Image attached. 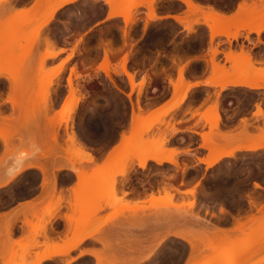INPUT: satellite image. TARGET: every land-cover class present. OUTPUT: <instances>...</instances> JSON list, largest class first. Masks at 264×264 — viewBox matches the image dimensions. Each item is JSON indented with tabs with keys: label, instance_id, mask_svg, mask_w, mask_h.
<instances>
[{
	"label": "rangeland",
	"instance_id": "374dc122",
	"mask_svg": "<svg viewBox=\"0 0 264 264\" xmlns=\"http://www.w3.org/2000/svg\"><path fill=\"white\" fill-rule=\"evenodd\" d=\"M8 1L0 0V6H5ZM56 1L59 0H34L30 7H25L4 16L0 24V74L5 72L9 77L13 78L11 79V86L14 88L26 89L35 86L38 92V95L35 97H9V101L19 107L16 121H18L20 126L26 125L35 119H46L51 122L56 119L57 121L69 122L73 118L76 103L85 96V93H88L91 98H88V102L83 106L82 113L79 116V120L83 124L84 135L90 139H94L93 142L99 146H102L104 143L108 144L116 132L117 125L126 123L129 112V109L125 112L123 105H121L119 110L113 109V113L107 119L102 120L94 116L90 110L93 102L103 92L111 75L124 73L125 75L132 74L131 76L134 77L135 74L128 70L130 61L137 69L146 68L148 72L154 67L152 70V73H154L156 66L151 65L154 61V64L157 65L160 61L169 59L177 35L176 29H180L185 38L192 37L187 43L186 55L193 53L192 51L194 50L201 51V45L206 40V33L201 29L198 30V25L204 23V20H206V14L201 10L200 12H195L190 9L195 13L192 14L188 9L186 15L182 18L183 22L176 20L175 22L160 21L162 17L156 11L160 19H152V22H150V19L148 20L146 17L148 12L144 13V10L148 11L147 0H141V4L136 7L125 5L126 0H114L111 10L106 4V0H81L66 8H60L49 24L42 27L43 21L49 16L48 14H50L52 6ZM159 1L162 5L161 8H165L168 13L181 8L176 1ZM237 1L232 0L231 2ZM259 1L261 2L262 0H244L247 5H252L254 2L253 6L245 10L246 8L243 9L244 7L241 8L239 5V11L235 14L239 17L235 15L230 16L231 19L228 20V23L220 24L214 18L211 21L208 20L209 24L213 22L211 24L213 28H217V30L210 29V31H213L214 37L217 31L222 32L216 35L239 31L242 33L246 29L245 25L247 24L257 25L263 23L264 11L259 10L261 9L259 7H254L264 4L262 2L260 4ZM261 7L264 8V6ZM251 8L253 9L252 11H250ZM103 9H107L105 15H109L117 9L127 10L128 14L113 18L114 21H120L115 26V31L100 25L95 35L90 36L85 41L81 29H84L86 24L94 20ZM256 10L259 12L256 13ZM207 15L211 16V13ZM252 15L254 17L251 18ZM139 17L143 21L147 20V26L144 24L145 21L139 20ZM145 17L146 19H143ZM196 20L199 21L198 24L194 23ZM189 25L194 31L191 30V32L185 29V26ZM45 27L46 30L44 31ZM46 37L49 38L48 42L46 41ZM246 37V39H250L249 36ZM61 41L66 45H69L70 42L74 43L65 58L60 59L57 63H50L49 66L48 59L64 51L63 48L57 47ZM41 42L43 48L40 47ZM107 43L108 45H106ZM110 44L112 45L111 47H109ZM29 45L30 47H28ZM114 45L118 46L114 47ZM190 47H192L191 50H189ZM51 50L60 51L55 56L51 55V57L43 60L47 52ZM111 51L113 52L112 54L110 53ZM236 51V48L231 44L228 53H232L233 56L236 55L237 59H227L228 53H226V61L229 63V67H226L225 65H220L215 59L219 53L218 48H210L209 55L213 58L214 63H211L214 67V78L216 81H226L230 78H264V61H258L257 66L256 61H251L249 53H243V49ZM101 52H103V57L97 64L96 61L99 59ZM76 54L79 56V61L73 63L70 67V76L68 77L70 82L67 80L68 95L64 105L66 103H76L65 107L63 105L59 117L51 115L49 112L53 90H59L62 87L63 78L60 76V73L65 70L69 60ZM115 54L120 55L118 62L112 61V56ZM245 55H247V58ZM124 56L125 58H123ZM179 59L183 58H178L177 62H179ZM88 61H90L89 64H87ZM160 66V71L163 72L164 64L160 63ZM182 66L185 74L188 66L187 62L183 61ZM220 66L223 67L221 68ZM80 68L81 71L95 72L93 76L89 75L88 80L83 83V92L73 79V76L77 74ZM100 72L104 73L107 77L99 74ZM30 73H35L39 77L34 84L25 79ZM178 73V81L169 80L175 89L174 103L171 106H165L148 113H144L140 105L141 84L144 82V87L147 78L143 79L140 83H136L137 101L135 104L130 101L132 106L131 118L134 119H132L131 128L129 131L122 133L124 137L122 135L121 145L119 144L116 148L114 147L108 159L98 166L96 175L80 174L78 176L79 185L77 190L72 193V198L68 201L71 212L66 215V218L72 224L73 232L79 233L82 231L84 234L97 230L103 223L102 217L105 213L109 214L108 219H114L126 213L135 214L141 212L148 217L147 231L160 230L163 227L161 229L162 235H168L170 234V226L174 225L179 227L176 234L190 241V246L193 245L191 248L193 253L199 250L211 251L213 256H207L204 259L205 262L212 259L218 260L217 264H264V199L254 190L250 189L251 183H257V180L253 179L254 176L264 179L263 148L253 150L252 153L236 155L227 161L221 160L213 166L215 171L212 168L200 173L202 177H206V183L215 189L217 195L221 197L220 201H209L205 196L195 195L189 198L190 193L188 191H180L176 186L178 181L180 184H184L185 181L178 179L176 171L169 164L163 163L157 165L155 162L154 164L148 163L150 154L155 155L161 152L160 154L165 157L178 153L176 150L170 149L167 144L168 130L172 128V123L175 121L174 115H168L169 111L172 106L174 107V104L180 105L187 97V86L180 84L182 81L184 82L183 84L186 83L184 75L181 76L179 70ZM112 82L114 83V81ZM121 82L123 83V81ZM224 90H220L219 87L215 95H208V91L205 94L200 91L192 94L193 100L202 99V97H205L207 100L211 99L202 112L192 114L193 117L197 116L196 126L202 124L203 127L200 133L203 143L199 148V152L204 153L206 150L208 157L212 153L218 152L217 150H222V148L228 150L239 145L241 146V144L252 143L253 145V143L261 141L262 137V141H264L263 123L256 122V124H252L247 118H244L241 127H238L235 131L224 130L223 126H221L222 119L224 120L225 127L231 126L238 117L249 115L253 107L258 111L256 115L253 114L254 116L263 115L264 108L259 107V105L264 101V92H254L243 88ZM247 101L251 103H246ZM30 103L31 107L28 106ZM169 107L171 108L168 110ZM4 119L6 121L3 122V125H8V127H4L3 130L0 128V138L3 140L5 148L4 153L0 155V171L2 167H11L13 159L16 158V146H13L12 139L17 133L16 131L12 133L10 127L12 116H4ZM177 122H180V120L178 119ZM192 138L188 142H193L194 137ZM143 144H148L149 146L143 147ZM78 147L80 146L75 141L74 132L67 131L65 147L66 166L70 167V165H73L77 169L86 161L85 155L78 153ZM215 147L216 149H214ZM186 151H189V149ZM23 154L25 158L29 153L26 149H22L20 155ZM137 156H142L143 159H146L145 172L137 176L144 179V183L148 187L151 185V190L148 191L146 199L141 203H130L126 200L125 194L117 191L114 181L119 179L118 176H126L129 171H134L131 162L136 160L138 165ZM182 161L184 164L188 162L192 163V160L187 158ZM183 169L179 172V176H186L187 182H191L193 176L196 174L195 171L192 169L190 172L193 175H188L184 165ZM120 173L126 174L118 175ZM8 177L9 175L6 179ZM156 180L160 184L158 182V186L154 191ZM7 194L8 192L0 194V199H8ZM251 201L256 205L249 208ZM63 202V196L53 194L46 208L35 214L38 219L37 223L28 222L25 218L24 222L32 228L30 236L25 240L16 241L6 255H0V262L2 264H36L34 263L35 261L31 262V259L33 253H35V249L39 245L42 244L46 248L45 252L67 248L73 241H68L63 246L56 245L54 247L46 240L40 243L37 239V236L44 230L47 219L54 215V211ZM224 203L229 205V209H234V211L229 210L228 212L246 215L247 218L243 222L237 219L232 228L228 230L240 235L223 242L218 239L217 234L215 236L206 235L204 238H197L194 235L195 232H205L207 234L210 231L218 230L212 222L217 216L218 208L222 207ZM197 204L199 205L198 208ZM172 205L173 207H171ZM171 208L175 212V219L166 217ZM152 215H162L163 218L151 219ZM214 227L215 229H213ZM125 228L129 229L128 227ZM185 243L186 241L184 240V246L181 247L182 251L186 249ZM70 261L66 260L64 264H69ZM83 262L84 264H91L89 259H85ZM50 264H53V262Z\"/></svg>",
	"mask_w": 264,
	"mask_h": 264
},
{
	"label": "crops",
	"instance_id": "0c3cea01",
	"mask_svg": "<svg viewBox=\"0 0 264 264\" xmlns=\"http://www.w3.org/2000/svg\"><path fill=\"white\" fill-rule=\"evenodd\" d=\"M33 1L34 0H9L5 6H0V24L4 16L14 13L15 11L21 10L25 7H30ZM78 1L81 0H75V2ZM169 1H176L181 6V8L168 13L165 8H161L162 6H160L157 9L159 15L162 17L160 21L175 22L173 16H179L180 18H183L188 11V4L182 0ZM192 1L196 5L202 7V12L204 14H209V12L212 13L211 11L215 10L227 17L229 15L232 16V14H236L239 11V5L242 2V0H238L237 2H231L232 0ZM72 4L75 3L73 2L71 4L65 5L61 9ZM147 12V10H144L145 14ZM180 25L182 24L180 23ZM198 27V30L201 29L206 33V40L204 44L201 45V51H192L193 53L187 55V59L184 60V62H187L188 64L184 74V80L188 84V87L186 88L187 97L180 103V105L172 107L168 114L175 116V121L172 123V128L168 130L167 133L168 147L170 149L177 150V152L181 154L191 153L189 155L183 156V158L179 160L180 172L183 169L182 160L185 158L191 159L192 163L198 162L199 160L197 158H211L210 156V158L208 157V152L206 150L204 153L199 152V148L203 143L200 135L203 127L202 124L196 126L195 123L197 121V116L193 117L192 115L193 113L202 112L211 100H207L205 97H202V99L200 98L197 100H192V94L197 91H200L201 93L203 92L205 94L206 91H208V95H215L216 91L219 90V84L225 82L223 80L216 81L214 78V68L209 55L210 48H218L219 53L215 59L220 65H225L226 67H229V63L226 61L225 56L231 44L236 48L237 51L240 49L247 51L246 53H249L251 60L253 61L255 59L254 61L257 62V66L258 61H264V46H262L258 41L260 35H257L255 32H248V30L245 29L242 31L241 36L237 37L236 39H231L229 42L224 34L215 35V37L213 36V39L211 40L212 33L204 23L199 24ZM43 30L45 31L46 27ZM246 36H249L250 39H246ZM73 43L74 42H70L69 45H66L63 41L59 42L57 47L60 49L63 48L64 51L55 57L49 58V66L50 63H57L60 59L65 58L69 54V50L71 49ZM117 46L118 45H114V47ZM40 47L43 48L42 42ZM191 48L192 47H190L189 50H191ZM102 57L103 52H101L99 61L102 59ZM119 60V54L112 56L113 62H118ZM78 61L79 56L76 54L69 60L65 70L60 73V76L63 78V84L59 90H53L52 98L50 100L51 108L49 114H53L58 117L61 114L63 105L66 102L68 95L67 79L70 76V67L73 65V63H77ZM129 69H131L130 72L135 74V76L139 75L140 79L137 80L136 83H140L143 79L147 78L143 87V102L140 104L144 113L158 110L165 106L168 107L174 103L175 89L170 84L169 80L172 79L174 82L179 80L178 70L175 79H173L171 75H167L166 77H159L158 80H153L150 78L149 72L146 68L137 69V67L132 65L131 61L129 62ZM94 73V71H81L80 68L77 74L73 76L75 84L79 85L81 91L83 90V83L88 80L89 75L93 76ZM99 74L106 76L102 72ZM122 74L125 75L124 73H119L112 74L111 77H119ZM152 75L155 76V72L152 73ZM11 79L13 78L9 77L7 74L2 76L0 75V128L3 130L4 127H8V125H3V122L6 121L4 116L6 117L11 115L12 120L10 121V127L12 133L15 131L17 133V135L13 136L12 139L13 146H16V158L13 159L11 167L1 168L0 184H2L0 187L11 184L12 181L22 175L24 176V179L21 184L5 191L8 192V199H0V255H6L10 250V247L13 246L16 241L25 240L30 236L32 228L29 224L24 222V219L26 218L28 222L37 223L38 219L36 218L35 214L46 208V205L51 200L53 194L60 193L64 197V202L60 208L58 207L54 211V215L47 219L44 230L37 236L38 241L42 243L44 240H46L54 247L56 245L63 246L68 241L75 242L80 237H82V235L88 233L90 234L82 239L77 245H75L74 248H68V246L73 243L72 242L67 246V248H64L67 249L64 254H57L52 259L41 261L40 264H50L54 260H58L60 264H64V261L66 260H71L69 264H77V261H84L85 259H89L91 264H141L142 256L152 247L157 239L162 236L161 229L163 228L161 227L160 230L154 229L153 231H147L148 217L146 214L141 212L135 214L126 213L123 216H119L114 219H108L109 214L105 213L102 217L103 223L97 228V230L84 234L82 231L79 233L73 232L72 224L66 218V215L71 212V207L70 204H68V201L72 198V193L77 190L79 185L78 176L80 174L89 176L96 175L98 166L102 165L108 159L114 147L116 148L119 142L122 140V133L129 131L132 114L131 103L129 102V112L126 123L118 124L116 132L113 135L111 141L108 142V144L104 143L102 146H99L93 142L94 139H90L84 135L83 124L79 120L82 108L88 102V98L90 97L88 93H85L86 96L76 103L77 105H75L74 108L73 118L69 122L57 121L56 119L53 122L46 119H35L28 122L26 125L20 126L18 121H16L19 107L13 102L9 101V97H35L38 95V92L35 86L26 89L14 88L11 86ZM25 79L31 81L34 84V82L38 80L39 77H37L35 73H30L27 75V78L25 77ZM150 88L151 91H149ZM231 88H243L254 92H264V87L255 89L244 85L227 86L224 91ZM28 106L31 107V103L28 104ZM254 112L256 113L255 107L252 108L249 115L238 117L231 126L227 127L224 126V120L222 119L221 126H223L224 130L228 129L229 131H235L238 127H241L242 120L244 118H247V120L252 124H256V122L264 124V113L263 115L254 116ZM177 114L179 117H186V119H184V129L179 133L176 131L178 125L180 124V122H177ZM67 131H73L76 143L80 147L83 146L82 148L86 152L90 153L93 157L92 161H85L81 167H78L77 169L76 166L73 165H70V167L66 166L65 147ZM192 137H194V141L188 142L189 139H193ZM22 149H26V151L29 153L25 158L23 157L25 156L24 154L20 155V151ZM187 149H189V151H186ZM4 150V143L0 138V155L4 153ZM245 153H252V151L239 150L236 152V155H242ZM230 159L231 158L229 157H223L222 161H227ZM148 163L154 164L152 160H149ZM18 165H20V172H18V174L15 172L16 177L13 178L12 181L8 180L9 182L3 184L4 180L9 175V171H13V169H16ZM169 165L172 169H174L173 165ZM202 167L205 171L211 170L213 168L207 167L205 163L202 164ZM145 170L146 169L139 168L137 165L134 171H129L126 176H118L120 181L118 185V192L122 194L126 193V200L130 203H141L146 199L148 191L151 190V185L148 187V185L144 183V179H142L140 176H137L145 172ZM191 170L192 169L190 167L187 168V172H190ZM25 173L27 175H24ZM158 182L159 181L156 180V183H154V191L158 186ZM176 186L180 189V191H189L187 187H185V183L180 184L178 181ZM250 187L251 190L255 189L253 183H251ZM247 202L249 201L247 200ZM249 205V208L254 206L252 205V201ZM198 207L199 205L197 204V208ZM219 209L220 208H218L216 218H214L212 222L218 229L217 233H214L215 231H210L207 234L205 232H195L194 235L197 238H204L206 235L215 236L217 234L219 237L218 239L223 242L240 235L239 233H232L228 230L229 228H232L237 219H240L243 222V220L247 218L246 215L231 212L224 214L220 212ZM166 217H170L172 219L176 218L175 212L172 208ZM150 218L156 220L162 219L163 216L152 215ZM202 224L204 223L202 222ZM9 226L11 228L10 230H8ZM125 227H128L129 229L127 230ZM170 227V234L168 235H171L173 238L170 249L174 253L172 258L176 261V264H181V261L183 264H201L207 256H213L211 251L199 250L193 253L191 246L189 245L190 242H188L189 244H185L186 249L182 251L181 247L184 246L185 237H183L184 239H181L182 237H179V235L176 234L179 227L174 225H171ZM215 227L213 229H215ZM61 250L45 252L46 248L41 244L35 249V253H33L31 262L35 261L34 263H37L41 254L51 252L53 253ZM81 252L85 253V255L81 256ZM189 252H191V254ZM74 253L75 255H73ZM0 264L2 263L0 262Z\"/></svg>",
	"mask_w": 264,
	"mask_h": 264
},
{
	"label": "snow or ice",
	"instance_id": "6c2138e0",
	"mask_svg": "<svg viewBox=\"0 0 264 264\" xmlns=\"http://www.w3.org/2000/svg\"><path fill=\"white\" fill-rule=\"evenodd\" d=\"M69 2H71V0H69ZM106 12L107 9H103L95 17L94 20L86 24L84 29H81V32L83 33V39H85V41H87L90 38V36L95 35V32L97 31L100 25H102L105 28H111L113 31H115V26L119 24L120 21L118 20L114 21L110 15H105ZM176 33L177 35L174 41V47L171 49L169 59L160 61L156 65V68L154 70L155 76L152 75V70L149 71V76L151 79L158 80L159 77H166L167 75H171L173 79H175L177 70H179L181 76L184 75V68L182 65L184 59H187V55H186L187 43L192 39V37L189 36L185 38L183 33L180 31V29H176ZM259 42L261 43L262 46H264V29H261L260 31ZM178 58H183V59H179V62H177ZM96 62L98 63L99 59H97ZM160 63L164 64L163 72L160 71ZM129 71H131V69H129ZM139 79H140L139 75H136L134 77L133 76L125 77V75L122 74L119 77H115V76L110 77L103 92L100 93L98 98L91 105L90 110L94 114V116L102 120L107 119L113 113V109L119 110L121 105H123V108L125 109L126 112L129 106V102L131 101L133 104H135L137 101L136 81ZM112 81H114V83ZM121 81H123V83ZM143 83L144 82H142L141 84V91H140L141 103L143 102V94H144ZM149 91H151V88L149 89ZM246 103L250 104L251 102L247 101ZM259 107L264 108V101L260 103ZM177 119L180 120V124L176 129L177 133H179L184 129V119H186V117L181 118L177 114ZM189 154L173 153L172 158L168 160V163L173 165L177 173L178 179H183L185 181V187H187L190 193L189 198H191L192 195H195V196H205L208 198L209 201H220L221 197L217 195L215 189H213L210 185L206 183V177H202L200 175V173L205 171L204 168L202 167V164L205 163L204 161H198L196 163L188 162L185 164L186 169L190 167L196 173L193 176L191 182H187L186 176L185 177L179 176V172H180L179 160L183 158V156ZM150 159H152L157 164L164 163V160L160 158L152 157ZM131 164L133 169L137 167L136 160H133ZM138 167L144 168L145 162L141 160L139 162ZM212 170L215 171L214 168ZM125 174L126 173H120L118 175H125ZM24 175L27 174L25 173ZM188 175H193V173L188 172ZM23 179L24 176L22 175L20 177H17L14 181H12L11 184L4 187H0V194L21 184ZM253 179L257 180L254 191L258 193L262 199H264V179L255 176L253 177ZM119 182H120L119 179H116L114 181L115 185L117 186V191H118ZM219 210L224 214H228L229 210L234 211V209H229V205H227V203H224ZM172 242H173V238L171 235L160 236L157 239V241L152 245V247L147 252L144 253V255L141 258V264H176V261L172 258L174 253L170 249V245L172 244ZM73 255H75V253ZM80 255L83 256L85 255V253L81 252ZM53 264H59V261L54 260ZM77 264H84V262L77 261ZM181 264H183L182 261Z\"/></svg>",
	"mask_w": 264,
	"mask_h": 264
},
{
	"label": "bare ground",
	"instance_id": "6f19581e",
	"mask_svg": "<svg viewBox=\"0 0 264 264\" xmlns=\"http://www.w3.org/2000/svg\"><path fill=\"white\" fill-rule=\"evenodd\" d=\"M116 1V0H115ZM119 1V0H118ZM125 1V0H124ZM145 1V0H144ZM182 1H184V2H186L187 4H188V9L190 10H194L195 12L196 11H199L200 12V10L202 11V7H200V6H198V5H196L192 0H182ZM75 3V0H71V2H69V0H59V1H56L55 2V4L52 6L53 8H52V10L50 11V14H48L49 16L48 17H46V19L43 21V23H42V27L43 26H46L47 24H49V22L52 20V18H53V16L55 15V13L60 9V8H62V7H64L65 5H68V4H71V3ZM244 2V0H242V3H240V7L241 8H243V9H245V10H247V9H249L248 7H251V6H253V4H254V2L252 3V5H247V4H245V2ZM260 2V1H259ZM262 3H264V0H262L261 1ZM260 2V4H262ZM113 3H114V0H106V4L112 9V6H113ZM146 3H148L147 4V9H148V14H147V19L149 20L150 19V22H152L151 20L152 19H156V18H159L160 16H158L157 14H156V11H157V9L160 7V6H162L161 5V3L159 2V0H147V2ZM160 3V4H159ZM141 4V0H126L125 1V5H132V6H134V7H136V6H138V5H140ZM186 4V5H187ZM243 4V5H242ZM242 5V6H241ZM256 5V4H255ZM261 6H264V4L263 5H259V6H254L255 8L256 7H259V8H261V9H259V10H262V12L264 11L263 9L264 8H262ZM212 9V8H211ZM190 10V11H191ZM210 10V9H209ZM253 9L251 8L250 9V11H252ZM194 11L192 12V14L194 13ZM257 11V10H256ZM208 12V11H207ZM206 12V13H207ZM212 13H211V16H208L207 14H206V20H204V23L206 24V26H207V24H208V26L207 27H209V30L211 29H216L217 30V28L216 27H214L213 28V25H211V24H209V22H208V20L209 21H211V19L212 18H214V20H216V21H219V23L220 24H224V23H228V20H230L231 18H230V15H229V17H228V19H227V16H225L224 14H222V13H219V12H217V11H211ZM249 12V11H248ZM248 12H247V14H248ZM259 11H257L256 13H258ZM210 13V12H209ZM236 13V12H235ZM261 13V12H260ZM126 14H128V12H127V10H123V9H117L116 11H114V12H111L109 15L112 17V18H115V17H118V16H120V15H126ZM195 14V13H194ZM197 14V13H196ZM237 14V13H236ZM262 14V13H261ZM227 15V14H226ZM233 15H235V14H232V16ZM257 15V14H256ZM255 15V16H256ZM263 15H264V12H263ZM236 17L238 16V15H235ZM262 16V15H261ZM141 17V16H140ZM140 17H139V20H142V18L140 19ZM146 17L145 18H143V19H146ZM239 17V16H238ZM247 17H248V15H247ZM252 17H254V15H252L251 16V18ZM263 17V16H262ZM262 17H260V18H262ZM173 18L176 20V21H178V22H183L184 20H182V18H180L179 16H173ZM160 19V18H159ZM213 20V19H212ZM125 21H126V18H125ZM138 21V20H137ZM143 21V20H142ZM145 21V23L144 24H146L147 23V20H144ZM143 21V22H144ZM227 21V22H226ZM195 24H198L199 23V21L198 20H196L195 22H194ZM218 23V22H217ZM218 23V24H219ZM148 24V23H147ZM147 24H146V26H147ZM145 26V25H144ZM246 27V29L248 30V32H250V31H253V32H255L257 35H260V31H261V29H264V22L263 23H259V24H257V25H250V24H247V25H245ZM49 27V26H48ZM186 28L185 29H187L188 31H191L192 30V27H190V25L189 26H185ZM211 27V28H210ZM243 28V27H242ZM216 30H215V32H216ZM220 30V29H219ZM192 31H194V30H192ZM191 31V32H192ZM238 31V30H237ZM104 32V31H103ZM102 32V33H103ZM125 32V31H124ZM212 34H211V40L213 39V36H214V34H213V31H210ZM222 31H217V33L216 34H220ZM105 33V32H104ZM127 33V32H126ZM215 34V35H216ZM241 33H240V31L239 32H234V33H232V32H229V33H225L224 35H225V37L228 39V41L230 42V40L231 39H236L238 36H241L240 35ZM222 35H223V33H222ZM103 36V35H102ZM127 36H129V35H127ZM49 37V36H48ZM47 38V37H46ZM51 38V37H50ZM125 38V37H124ZM123 38V39H124ZM247 38V37H246ZM48 40H49V38H47V42H48ZM52 40V39H51ZM260 41V40H259ZM52 42V41H51ZM88 43V42H87ZM86 43V44H87ZM109 43H111V42H109ZM106 45H108V43L106 44ZM128 45V44H127ZM131 45V44H130ZM112 45L110 44V46L109 47H111ZM28 47H30V45L28 46ZM27 47V48H28ZM86 47H87V45H86ZM103 47V46H102ZM106 48V47H105ZM113 48V47H112ZM121 48V47H120ZM82 49V48H81ZM88 49V48H87ZM86 49V50H87ZM240 49V48H239ZM84 50V49H83ZM107 50V49H106ZM110 50V49H109ZM112 50H114V49H112ZM215 50H217V49H215ZM60 50H57V51H49V52H47V54H46V56H44V58H43V60L45 59V58H47V57H51V55L52 56H55L58 52H59ZM235 51V50H234ZM84 52H86V51H84ZM108 52V51H107ZM114 52H116V51H114ZM214 52H217V51H214ZM213 52V53H214ZM237 52V51H236ZM246 52L247 51H243V53H245L246 54ZM111 54L113 53L112 51L110 52ZM228 53V52H227ZM234 53V52H233ZM242 53V52H241ZM105 54V53H104ZM229 54V53H228ZM227 54V59H237V56L236 55H234L233 56V54L232 53H230L229 55ZM238 54V53H237ZM116 55V54H115ZM124 55V54H123ZM243 55V54H242ZM85 56V55H84ZM105 56H107V55H105ZM134 56V55H133ZM244 56V55H243ZM247 55H245V57H246ZM226 57V56H225ZM236 57V58H235ZM123 58H125V56L123 57ZM247 58V57H246ZM253 58V57H252ZM81 59V58H80ZM261 59V58H260ZM83 60V59H82ZM124 60V59H123ZM211 60V62H213V58H211L210 59ZM248 60H250V58H248ZM255 60V59H254ZM254 60H253V62H254ZM84 61V60H83ZM92 61V60H91ZM124 61H126V60H124ZM252 61V60H251ZM250 61V62H251ZM87 62V61H86ZM89 62L90 61H88V63L87 64H89ZM154 63H155V61H154ZM151 64V65H154V66H156V64ZM214 63V62H213ZM126 64V63H125ZM250 64V63H249ZM250 65H252V64H250ZM214 66H215V64H214ZM152 67V66H151ZM161 67V66H160ZM221 67V66H220ZM223 67V66H222ZM221 67V68H222ZM84 68V67H83ZM124 68V67H123ZM153 68L154 67H152L151 69L153 70ZM214 68V67H213ZM86 69V68H85ZM150 69V68H149ZM129 70V69H128ZM130 72V71H129ZM155 72V71H154ZM126 73H128V72H126ZM6 73L5 72H3L2 74H0L1 76L2 75H5ZM179 74V73H178ZM127 76H129L128 74H126ZM132 75V74H131ZM130 75V76H131ZM181 75V74H180ZM179 76V75H178ZM145 77V76H144ZM223 77V76H222ZM19 78V77H18ZM21 79V78H20ZM9 80V79H8ZM68 80V82H70L69 80L70 79H67ZM10 81V80H9ZM184 82L182 81L180 84H182V85H185V86H187L188 87V84L187 83H185V84H183ZM212 84V83H211ZM213 84H215V83H213ZM220 85V90H223V89H225L227 86H236V85H244V86H247V87H250V88H255V89H257V88H263L264 87V78H245V79H242V78H239V79H237V78H230V79H228V80H226L225 82H222V83H220L219 84ZM86 96V95H85ZM194 99V98H193ZM192 99V100H193ZM87 100V99H86ZM189 100V99H188ZM74 103H76V102H72V103H70V104H68V103H66V105H64V107L65 106H67V105H71V104H74ZM139 105V104H138ZM175 106H177V104L175 105L174 104V107ZM142 107V106H141ZM173 107V106H172ZM169 108H171V107H169ZM169 108H168V110H169ZM189 110V109H188ZM82 113V112H81ZM255 113V112H254ZM258 113V111H256V113L255 114H257ZM264 117V116H263ZM132 119L133 118H131V125H132V123H133V121H132ZM134 120V119H133ZM242 120V119H241ZM244 120V119H243ZM66 122V121H65ZM217 124V123H216ZM244 124V123H243ZM131 125H130V127L129 128H131ZM212 127V126H211ZM246 128V127H245ZM125 129V128H124ZM120 132H122V131H120ZM132 133V132H131ZM134 134V133H133ZM5 135V134H4ZM123 137H124V135H123ZM123 137H122V139H123ZM263 138V137H262ZM262 138H261V141H259V142H257V143H253V145L252 144H246V145H242L241 144V146H237V147H235V148H232V149H223L222 148V150H217L218 152H214V153H212V158H210V159H200V158H197L199 161H204L205 162V164H206V166L207 167H213L214 165H216V164H218L221 160H222V158L223 157H229V158H234L235 156H236V152L237 151H239V150H251V151H253V150H257V149H261V148H264V141H262ZM126 140V139H125ZM119 141V140H118ZM121 142H122V140L119 142V144L121 145ZM118 144V145H119ZM149 145L148 144H143V147H148ZM83 147V146H82ZM82 147H78V153H80V154H84L85 155V159H86V161H92L93 160V157H92V155L90 154V153H88V152H86ZM85 148V147H84ZM214 149H216V147L214 148ZM164 151V150H163ZM176 152H177V150H176ZM161 153V152H160ZM160 153H157V154H155V155H149V157L148 158H152V157H156V158H160V159H163L164 160V163H168V160H170L171 158H172V155H170V156H165V157H163ZM136 159L140 162L141 160H143L144 162H146V159H143V157L142 156H137L136 157ZM150 160H152V159H150ZM153 161V160H152ZM154 162V161H153ZM157 164V163H156ZM138 165H139V163H138ZM157 165H161V164H157ZM183 165H184V162H183ZM31 166V165H30ZM184 167H185V165H184ZM20 165H18L17 166V168L16 169H13V171H9V179L7 178L6 180H4V183L3 184H5V183H7V182H9L10 180L12 181V179L13 178H15L16 177V174H15V172L18 174V172H20ZM25 168H26V166H25ZM61 168V167H60ZM145 168V167H144ZM144 168H142V169H144ZM24 169V168H23ZM182 170H184V169H182ZM214 177V176H213ZM9 180V181H8ZM2 184V183H1ZM0 184V185H1ZM254 184H256V183H254ZM4 186V185H3ZM119 190V189H118ZM180 190V189H179ZM178 190V191H179ZM54 191V190H53ZM130 191V190H129ZM123 192H125V191H123ZM189 192V191H188ZM53 194V193H52ZM60 194V193H59ZM123 194H126V193H123ZM127 195V194H126ZM133 195V194H132ZM60 196H62V194H60ZM62 198V197H61ZM32 205V204H31ZM50 205V204H49ZM252 205H256V204H254L253 202H252ZM60 206V205H59ZM168 207V206H167ZM171 207H173V205L171 206ZM174 207H176V206H174ZM58 208V207H57ZM60 208V207H59ZM166 208V207H165ZM259 210V209H258ZM261 210V209H260ZM262 210H263V207H262ZM261 210V211H262ZM164 212V211H163ZM34 213V212H33ZM162 213V212H161ZM166 213V212H165ZM52 217V216H51ZM252 217V216H251ZM256 218V217H255ZM254 218V219H255ZM11 220V219H10ZM118 220V219H117ZM237 221V220H236ZM4 222V221H3ZM9 222H11V221H9ZM6 223V222H5ZM12 223H14V222H12ZM11 223V224H12ZM238 224V223H237ZM239 225V224H238ZM13 226V225H12ZM8 227V226H7ZM10 229V228H9ZM221 231V230H220ZM11 232V231H10ZM223 232V231H222ZM214 233H217V231H215ZM224 233V232H223ZM90 234V233H89ZM89 234H85V235H83L82 237H80L77 241H75L74 243H72L71 245H69V248H74V246L75 245H77L82 239H84L86 236H88ZM219 236H221V235H219ZM177 237H178V235H177ZM179 237H182L181 239H184L183 238V236H181V235H179ZM178 237V238H179ZM222 238V237H221ZM220 238V239H221ZM185 241H186V243H188V242H190V241H188L186 238L184 239ZM183 243V242H182ZM185 243V244H186ZM190 245V244H189ZM206 245V244H205ZM192 246L193 245H191V248H192ZM178 249V248H177ZM192 250V249H191ZM257 250V249H256ZM67 251V249L66 250H64V251H56V252H51V253H45V254H42V255H40V257L38 258V261H37V263L36 264H40V262L41 261H43V260H49V259H52L55 255H57V254H61V253H65ZM254 252V251H253ZM190 254H191V252H189ZM230 253H232V252H230ZM251 254H252V252H250ZM191 256V255H190ZM189 256V257H190ZM189 259V258H188ZM191 259V258H190ZM190 261V260H189ZM218 262V260H210V261H206V262H203V264H213V263H217Z\"/></svg>",
	"mask_w": 264,
	"mask_h": 264
}]
</instances>
